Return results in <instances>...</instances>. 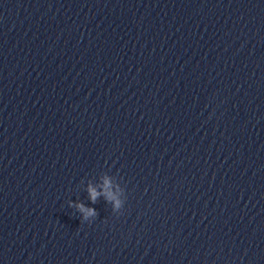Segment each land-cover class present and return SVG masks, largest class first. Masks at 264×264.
<instances>
[{
    "label": "water",
    "instance_id": "water-1",
    "mask_svg": "<svg viewBox=\"0 0 264 264\" xmlns=\"http://www.w3.org/2000/svg\"><path fill=\"white\" fill-rule=\"evenodd\" d=\"M200 0H0V263L124 115Z\"/></svg>",
    "mask_w": 264,
    "mask_h": 264
},
{
    "label": "clouds",
    "instance_id": "clouds-1",
    "mask_svg": "<svg viewBox=\"0 0 264 264\" xmlns=\"http://www.w3.org/2000/svg\"><path fill=\"white\" fill-rule=\"evenodd\" d=\"M111 185V180L109 177L104 178V188L105 191L103 195L105 196V199L113 204V210L120 209L122 207V201L116 197L111 191H108L107 189ZM88 193H89V199L92 201V203H95L98 199V197L102 194L98 192L94 187L89 185L88 187ZM77 209L82 213V216L80 217L81 222L87 221L89 217H97L98 213L96 209L94 208H86L84 204L79 203L75 205ZM71 207V205H70Z\"/></svg>",
    "mask_w": 264,
    "mask_h": 264
}]
</instances>
